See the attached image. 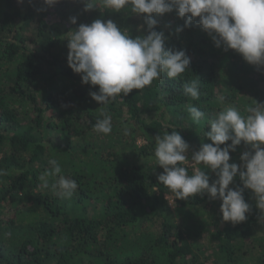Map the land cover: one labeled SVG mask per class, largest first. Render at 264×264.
Returning <instances> with one entry per match:
<instances>
[{
	"label": "trees",
	"instance_id": "16d2710c",
	"mask_svg": "<svg viewBox=\"0 0 264 264\" xmlns=\"http://www.w3.org/2000/svg\"><path fill=\"white\" fill-rule=\"evenodd\" d=\"M96 2L85 11L84 0H0V264H264V215L250 189L243 192L248 218L238 224L223 221L221 200L207 194L176 199L169 209L173 194L158 181L163 169L154 156L156 136L177 131L191 159L211 143L205 132L216 113L235 106L247 116L249 106L264 103V66L217 48L195 21L176 33L184 18L175 9L153 14L165 48L185 50L189 69L101 105L90 95L99 86L83 84L68 65V38L96 19H111L132 38L147 35V25L143 14ZM192 80H199L198 100L183 94ZM190 106L205 117L193 121ZM105 113L108 135L93 130ZM244 151L254 150L242 141L229 163L240 164ZM50 159L76 181L70 199L52 190L58 177L42 186ZM193 163L182 165L189 175L200 168L210 183L217 178ZM237 186L238 176L229 187Z\"/></svg>",
	"mask_w": 264,
	"mask_h": 264
},
{
	"label": "clouds",
	"instance_id": "9594fccd",
	"mask_svg": "<svg viewBox=\"0 0 264 264\" xmlns=\"http://www.w3.org/2000/svg\"><path fill=\"white\" fill-rule=\"evenodd\" d=\"M58 2L43 0L47 6ZM100 4L115 12L128 8L138 16L143 14L147 25V35L132 38L111 19H96L91 24H80L68 38V65L81 74L83 84L99 86L98 92L90 95L101 105L121 94L127 96L133 89L151 86L161 74L176 79L189 69L190 57L185 50L165 48V34L155 30L159 22L153 14L162 16L175 9L176 15L184 18V25L177 27L176 33L191 27L195 21L217 48L235 50L249 64L264 66V0H100ZM97 5L96 0H84L85 11ZM70 20L76 23V17ZM182 87L185 96L199 99V80L186 82ZM246 111L248 115L242 116L235 106H230L216 113L215 118L208 121L210 130L205 132L211 143H202L199 150L192 153L191 159L197 165L203 164L215 172L217 178L211 183L206 171L197 168L189 175L182 166L187 161L190 145L179 132L156 136L154 156L156 165L163 169L157 179L173 194L170 204L176 199L207 194L211 200H221L223 221L238 224L247 220L246 213L251 208L243 195L246 188L252 191L256 207L264 215V103L249 106ZM188 112L196 122L205 117L195 106H190ZM93 130L110 134L111 116L103 114ZM124 134H128L127 128ZM229 140L231 143L226 144ZM242 141L254 151L242 152L240 164L229 163L230 151H236ZM48 163L50 168L39 177L42 186L49 187L48 177H58L51 184L52 190L60 198L70 199L77 189L76 181L59 175L62 169L56 159ZM5 174L0 169V176ZM237 176L243 187L230 188Z\"/></svg>",
	"mask_w": 264,
	"mask_h": 264
},
{
	"label": "rangeland",
	"instance_id": "374dc122",
	"mask_svg": "<svg viewBox=\"0 0 264 264\" xmlns=\"http://www.w3.org/2000/svg\"><path fill=\"white\" fill-rule=\"evenodd\" d=\"M188 155V153H186V156ZM185 165H188V166H192L194 163L191 159H189L187 157V161L184 163ZM166 199H167V205H168V208L169 209H172L174 204H170L169 202H172L173 200V195H166Z\"/></svg>",
	"mask_w": 264,
	"mask_h": 264
}]
</instances>
